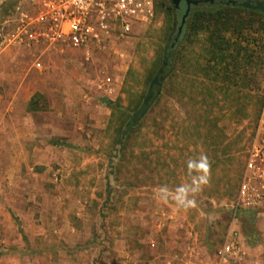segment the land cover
<instances>
[{"label": "rangeland", "instance_id": "1", "mask_svg": "<svg viewBox=\"0 0 264 264\" xmlns=\"http://www.w3.org/2000/svg\"><path fill=\"white\" fill-rule=\"evenodd\" d=\"M0 2L12 42L0 44V264H213L259 132L264 16L233 11L210 27L228 45L200 31L180 48L121 150L118 132L140 110L176 17L154 9L87 62L78 51L13 43L16 24L6 20L16 0ZM201 152L212 178L197 207L159 202L157 187L183 182L185 161ZM258 217H238L252 264H264Z\"/></svg>", "mask_w": 264, "mask_h": 264}, {"label": "built area", "instance_id": "2", "mask_svg": "<svg viewBox=\"0 0 264 264\" xmlns=\"http://www.w3.org/2000/svg\"><path fill=\"white\" fill-rule=\"evenodd\" d=\"M154 2L16 0L6 23L16 24L12 29L19 39L13 42L16 45L46 50H74L80 52L85 61L92 62L94 54L110 50L114 40L132 34L139 25L149 22L154 17ZM3 32L1 28V45L8 40ZM258 130L246 153L244 173L231 207V225L215 253L213 264L253 263L254 249L252 251V247L246 243L238 226V217L248 216L255 221L264 212V95Z\"/></svg>", "mask_w": 264, "mask_h": 264}, {"label": "trees", "instance_id": "3", "mask_svg": "<svg viewBox=\"0 0 264 264\" xmlns=\"http://www.w3.org/2000/svg\"><path fill=\"white\" fill-rule=\"evenodd\" d=\"M164 7L167 8V10L170 12L172 17L173 16L176 17L173 20V22H176L177 24L178 23L177 19L179 18L180 15L174 10L170 1L169 0H155L154 2L155 11L158 8H164ZM238 10L249 11L253 14L264 16V14L258 13L255 11H251V10H247V9H243L239 7L224 6V5H208V6L194 7L191 9L189 17L186 19V24L184 26L183 33L178 43L175 45L173 49H170L171 38L173 36L171 35V37L168 40V45L165 47L162 57L159 60L158 68L156 69V72L154 73V75L150 77V82H151V79L153 80V78L158 74L159 69L162 68L164 60L168 61V64L164 68L163 73L161 75L162 80L160 81L159 86H156L153 89L152 96L150 97L149 102H148V109H150L152 106H154L159 101L165 82L174 75V70H175V66L178 61V54H179L180 48L184 47L185 45L190 44L191 40L195 38L200 31H204V32L208 31L210 37H212L214 33V37L209 39L212 41V43L219 41V43L223 45H228V42L225 41L224 36L219 35V33H215L214 32L215 30L213 31V28L211 29L210 27H211V24H214L212 20H215V19L217 20V19H220L221 17H226V15L231 14L233 11H238ZM226 23H221V25L224 26L226 25ZM220 57L224 58L223 55H220ZM263 95H264V92L260 100L259 114H260V110H261V106L263 102ZM107 104L111 106L110 102H108ZM142 118L143 117H140V115H137L135 117L133 116L118 132L117 140L115 143L121 148V150L124 147V144L127 138L135 132L136 126Z\"/></svg>", "mask_w": 264, "mask_h": 264}, {"label": "clouds", "instance_id": "4", "mask_svg": "<svg viewBox=\"0 0 264 264\" xmlns=\"http://www.w3.org/2000/svg\"><path fill=\"white\" fill-rule=\"evenodd\" d=\"M185 177L183 182L174 187L167 184L158 186L154 197L165 204L171 201L176 211L187 212L196 208L198 195L210 185L212 178L211 162L205 153L188 157L185 161Z\"/></svg>", "mask_w": 264, "mask_h": 264}, {"label": "water", "instance_id": "5", "mask_svg": "<svg viewBox=\"0 0 264 264\" xmlns=\"http://www.w3.org/2000/svg\"><path fill=\"white\" fill-rule=\"evenodd\" d=\"M174 10L180 15L178 23L175 25V32L171 38L170 49H173L175 45L178 43L182 33L184 26L186 24V19L189 17L191 9L194 7L208 6V5H224V6H232L239 7L251 11H255L258 13L264 14V1L259 0H169ZM168 61L164 60L162 68L159 69L158 74L151 81L146 96L143 99V103L141 104L140 111L134 114V117L140 115V117H144L148 110V102L150 97L152 96L153 89L156 86H159L160 81L162 80V73L164 68L167 66ZM137 124V123H135Z\"/></svg>", "mask_w": 264, "mask_h": 264}]
</instances>
